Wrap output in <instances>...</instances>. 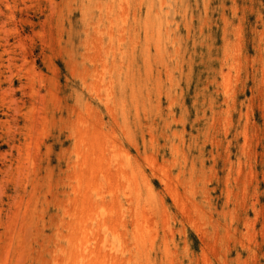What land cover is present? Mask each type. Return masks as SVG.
<instances>
[{
	"label": "rangeland",
	"instance_id": "rangeland-1",
	"mask_svg": "<svg viewBox=\"0 0 264 264\" xmlns=\"http://www.w3.org/2000/svg\"><path fill=\"white\" fill-rule=\"evenodd\" d=\"M91 262L264 264V0H0V264Z\"/></svg>",
	"mask_w": 264,
	"mask_h": 264
},
{
	"label": "bare ground",
	"instance_id": "bare-ground-1",
	"mask_svg": "<svg viewBox=\"0 0 264 264\" xmlns=\"http://www.w3.org/2000/svg\"><path fill=\"white\" fill-rule=\"evenodd\" d=\"M147 1H148V0H147ZM125 15H126V14H125ZM159 26H160V25H159ZM150 36H151V34H150ZM154 46H155V43H154ZM156 46H157V44H156ZM162 48H163V46H162ZM154 49H155V48H154ZM154 51H155V50H154ZM155 53H156V52H155ZM156 54H157V53H156ZM107 108H108V107H107ZM80 135H81V134H80ZM112 153H113V152H112ZM84 156H85V155H84ZM93 156H94V155H93ZM84 158H85V157H84ZM98 160H99V159H98ZM94 161H95V159H94ZM96 162H97V161H96ZM119 163H120V162H119ZM97 166H98V165H97ZM103 166H104V165H103ZM103 168H104V167H103ZM107 168H109V167H107ZM98 169H100V168L98 167ZM17 171H18V170H17ZM90 174H91V173H90ZM105 175H106V174H105ZM105 175H104V176H105ZM113 175H114V174H113ZM113 175H112V176H113ZM90 176H91V175H90ZM106 176H107V175H106ZM106 176H105V177H106ZM110 176H111V175H110ZM110 176H108V177H110ZM108 177H107V178H108ZM87 178H88V177H87ZM110 180H111V179H110ZM88 181H89V180H88ZM88 181H87V182H88ZM110 182H111V181H110ZM89 184H91V183L89 182ZM89 187H90V186H89ZM85 188H86V187H85ZM117 188H118V187H117ZM83 192L85 193V191H83ZM148 193H149V192H148ZM102 194H103V193H102ZM86 197H87V196H86ZM99 197L101 198V195H99ZM82 199H83V198H82ZM86 200H88V199L86 198ZM100 200H102V198H101ZM116 201H117V200H116ZM83 202H84V201H83ZM89 202H90V201H89ZM146 202H147V201H146ZM116 203H117V202H116ZM100 204H103V203H100ZM81 205H83V204H81ZM81 205H80V206H81ZM90 205H91V204H90ZM110 205H112V203H111ZM110 205H109V206H110ZM88 206H89V205H88ZM103 206H104V205H103ZM103 206H102V207H103ZM90 207H92V205H91ZM105 208H106V207H105ZM105 208L103 207V209H105ZM113 208H114V207H113ZM144 209H145V208H144ZM92 210H93V209H92ZM108 210L110 211L111 209L109 208ZM87 212H89V210H88ZM140 212H141V211H140ZM109 213H110V212H109ZM107 214H108V213H107ZM84 215H85V214H84ZM105 215H106V214H105ZM117 215H118V214H117ZM99 216H100V215H99ZM85 217H86V215L83 217L84 220H85ZM89 217H90V216H89ZM89 217H88V218H89ZM90 218H91V217H90ZM79 220H81V219H79ZM84 220H83V221H84ZM90 220H91V219H89V221H90ZM97 222H99V221H97ZM101 222H104V221L102 220ZM115 223H116V221H115ZM98 224H99V223H97L96 226H97ZM113 224H114V223H113ZM89 225H90V224H89ZM100 225H102V224H100ZM103 225H104V224H103ZM115 226H116V225H115ZM100 227H101V226H100ZM97 228H98V227H97ZM111 228H112V227H111ZM86 233H87V232H86ZM114 233H115V232H114ZM84 234H85V233H84ZM84 234H83V235H84ZM23 235H24V234H23ZM74 236H75V235H74ZM99 237H100V236H99ZM116 238H117V237H116ZM85 239H86V238H85ZM79 245H80V244H79ZM79 245H78V246H79ZM78 246H77V247H78ZM80 247H82V245H81ZM83 247H84V246H83ZM83 247H82V248H83ZM93 247H94V246H93ZM75 248H76V247H75ZM88 248H89V246H88ZM101 248H102V247H101ZM114 248H115V247H114ZM85 249H86V248H85ZM96 249H97V247H96ZM88 250H89V249H88ZM98 250H99V249H98ZM79 251H80V250H79ZM90 251H91V250H90ZM94 251H95V250H93L92 253H94ZM77 252H78V251H77ZM83 253H84V252H83ZM103 253H104V252H103ZM103 253H102V255L105 254V253H104V254H103ZM107 254H108V253H107ZM108 255H109V254H108ZM108 255H107V257H108ZM82 256H83V255H82ZM95 258H96V257H95ZM96 259H97V258H96ZM113 259H115V257H114ZM18 260H19V259H18ZM82 260H83V259H82ZM3 261H4V260H3ZM93 261H97V260H93ZM114 261H115V260H114ZM19 262H20V261H19ZM86 262H87V260H86ZM98 262L101 263L100 261H98ZM99 263H98V264H99ZM111 263H112V261H111ZM18 264H19V263H18ZM91 264H92V262H91ZM95 264H96V263H95ZM103 264H104V263H103ZM113 264H114V262H113Z\"/></svg>",
	"mask_w": 264,
	"mask_h": 264
}]
</instances>
